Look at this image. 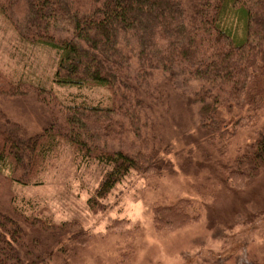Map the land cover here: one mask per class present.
<instances>
[{
  "label": "trees",
  "instance_id": "obj_1",
  "mask_svg": "<svg viewBox=\"0 0 264 264\" xmlns=\"http://www.w3.org/2000/svg\"><path fill=\"white\" fill-rule=\"evenodd\" d=\"M188 11L184 0H0L1 21L21 46L58 54L54 85L107 92L106 104L64 102L53 90L26 81V69L17 76L0 67V98L32 99L48 117L39 133L27 136L0 110V264L43 263L44 235L79 225L50 224L16 206L14 186L38 185L62 145L76 159L107 168L87 199L97 213L128 174L159 173L166 164L159 152L171 149L170 88L196 106L203 135L197 143L218 156H227L230 127L258 123L264 112V0H194ZM227 160L230 188L249 187L259 178L264 124L253 142ZM189 201L161 206L157 217L166 211L179 227L194 223L199 205Z\"/></svg>",
  "mask_w": 264,
  "mask_h": 264
},
{
  "label": "rangeland",
  "instance_id": "obj_2",
  "mask_svg": "<svg viewBox=\"0 0 264 264\" xmlns=\"http://www.w3.org/2000/svg\"><path fill=\"white\" fill-rule=\"evenodd\" d=\"M184 3L191 13L194 0ZM27 47L15 40L0 18L3 72L19 76L26 69L24 77L31 80L26 81L53 90L64 102L107 103L103 89L77 91L54 85L58 54ZM178 93L170 88L171 117L166 139L171 149L159 152L166 164L159 173L128 174L103 201L99 212L90 210L87 199L107 168L76 159L69 146L62 145L50 159L38 185L14 186L16 206L25 211L24 216L50 224L79 222L70 232L44 235L48 247L40 264L264 263V172L249 187L232 189L223 167L227 159L256 138L264 124V112L255 126L242 129H232V121L228 120L227 128L234 137L226 149L227 156H218L214 148L198 145L203 135L198 132L196 106H188ZM0 110L19 123L27 136L39 133L48 118L32 99L0 98ZM113 145L118 144L115 141ZM181 199L199 205V219L179 227L172 213L161 211L159 221L155 210ZM72 234L79 239H73Z\"/></svg>",
  "mask_w": 264,
  "mask_h": 264
}]
</instances>
